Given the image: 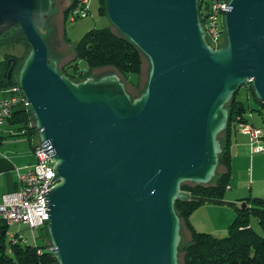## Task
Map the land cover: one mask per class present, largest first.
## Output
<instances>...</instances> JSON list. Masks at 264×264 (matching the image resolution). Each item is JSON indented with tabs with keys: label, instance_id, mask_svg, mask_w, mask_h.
Here are the masks:
<instances>
[{
	"label": "water",
	"instance_id": "1",
	"mask_svg": "<svg viewBox=\"0 0 264 264\" xmlns=\"http://www.w3.org/2000/svg\"><path fill=\"white\" fill-rule=\"evenodd\" d=\"M52 2L0 0V36L21 31L30 46L17 82L39 141L52 147V255L57 264H180L175 202L235 205L181 185L214 178L225 104L242 85L264 103V0H229L218 48L205 40L197 0H105L111 24L149 62L135 97L116 72L73 81L60 71L42 39Z\"/></svg>",
	"mask_w": 264,
	"mask_h": 264
},
{
	"label": "trees",
	"instance_id": "2",
	"mask_svg": "<svg viewBox=\"0 0 264 264\" xmlns=\"http://www.w3.org/2000/svg\"><path fill=\"white\" fill-rule=\"evenodd\" d=\"M99 1L100 11L105 14V0ZM77 5L78 0H73L72 7L65 14L66 19ZM11 31L13 30H9L1 36L5 37ZM22 40L29 45L23 34L15 37L13 41L17 43ZM143 56L141 51L121 33L118 34V32L116 33L108 27L92 28L86 31L75 45L74 59L68 61L59 69L71 80L79 81L90 76V69L92 68L111 66L126 81L134 83L133 77L141 71ZM78 58H82L87 62V71L79 69L76 62ZM22 60L16 58L13 74L9 78L0 77V89L18 84L16 70L18 71V63L22 62ZM242 86H244V89H242V96H240L239 92ZM242 86L225 104L228 110V122L225 129L218 135L222 146L218 164L223 166V171L220 172L213 184L184 182L181 185L182 190L197 196L223 199L230 177L231 142L235 134L239 132L242 125L247 123L257 126L254 118L264 122V103L255 97L250 83ZM243 95L248 100L255 102L254 105H249V111H254L256 116L248 111ZM15 109L12 111L8 121L16 123L17 126L15 128L19 132L26 134L29 139L36 138L37 132L34 128L31 109L21 106H17ZM249 114L252 115L253 119L249 118ZM245 135L249 139V135L247 133ZM32 147L34 148V145ZM241 200H245V205L239 208L236 217L227 228V234L221 237L213 236L207 232H198L191 225L188 215L201 203L200 201L190 199L175 202L176 212L180 220L185 223L191 236L190 241L185 246H179L178 248L180 264H264V195L247 197ZM251 215L256 218L258 229L252 225ZM5 229L6 224H0V264H57L52 253L46 250L50 243L47 231L45 242L43 243V240L38 244V247L42 248L40 253H37L36 246L18 242L12 248L13 254L9 255L3 250ZM41 229L46 230V227L43 226Z\"/></svg>",
	"mask_w": 264,
	"mask_h": 264
},
{
	"label": "rangeland",
	"instance_id": "3",
	"mask_svg": "<svg viewBox=\"0 0 264 264\" xmlns=\"http://www.w3.org/2000/svg\"><path fill=\"white\" fill-rule=\"evenodd\" d=\"M72 0H53L52 10L47 17L45 24L46 32L42 35V39L48 49L49 56L51 59L56 61L59 68H61L64 63L73 60L75 57V45L80 40V38L85 34L86 31L92 28H104L108 27L114 32L120 33L109 21L106 15L100 11V1L99 0H87V11L85 16L72 15L69 14L68 18H65V14H62V10L67 6V3ZM66 19V20H65ZM22 36L20 31L13 30L9 32L5 37H0V60L6 55L14 56L19 60H22L30 50V46L26 44L25 41H20L15 43L13 40L15 37ZM2 47V48H1ZM142 68L138 75L133 77L134 83L126 81L119 73V77L124 82L126 90L130 96H137L141 90L144 89L149 70L148 59L142 57ZM21 62V61H20ZM18 63V66L20 65ZM77 65L80 70L87 71L88 64L82 59L78 58L76 60ZM17 66V69H18ZM90 75L98 78L102 75L109 74L114 71L111 66L96 67L90 69ZM17 73V70H16ZM242 89H240L239 95L242 96ZM2 95L0 94V97ZM246 107L249 111V105H254L255 102L248 100L247 97L243 95ZM252 115L256 116L254 111H249ZM257 121V118H255ZM3 131L8 129L4 128ZM240 132V133H239ZM234 136L237 140L236 147L233 148L230 157V177L227 187L225 189L224 197L222 200L227 202L235 203V205L229 204H218L214 202H201L196 206L188 215V219L193 226V228L198 232H207L213 236L221 237L227 234V228L229 224L233 221L238 213L239 208H242L247 197H259L264 195V150L260 152H250L248 155L243 153H238L239 147L243 145L240 143L242 139L247 141V136L243 135L239 129ZM7 136L4 139H9V145L16 151L24 148L23 150L31 151V148L27 142L26 134L19 132L15 128V133L13 134H3ZM220 138V136H218ZM3 145V143H2ZM1 145V146H2ZM245 156V157H244ZM223 166L218 164L214 178L208 183L213 184L214 180L223 171ZM25 170V168H24ZM225 198H236L234 200H229ZM250 220L252 225L258 229V224L256 218L251 215ZM3 223L2 221H0ZM180 247L185 246L190 241V232L187 229L185 223L180 220ZM6 233L4 236V247L3 250L8 253L10 244L8 242V233H18L24 234L28 244H33V237L31 229L22 224H10L6 227ZM34 235L37 238V243L43 241L46 237V230L36 228L34 230ZM1 252V250H0ZM1 254V253H0ZM9 255H12L8 253Z\"/></svg>",
	"mask_w": 264,
	"mask_h": 264
},
{
	"label": "built area",
	"instance_id": "4",
	"mask_svg": "<svg viewBox=\"0 0 264 264\" xmlns=\"http://www.w3.org/2000/svg\"><path fill=\"white\" fill-rule=\"evenodd\" d=\"M201 23L205 31V40L213 48L224 45L226 32L224 29V14L229 9V0H197ZM87 0H78V5L70 12L72 15L85 16ZM7 94L0 97V131L7 123L12 111L21 106L30 109L29 102L22 94L18 84L5 88ZM242 133L249 135L251 152L264 150V126L245 124L240 127ZM34 161L24 166L25 171L18 174V187L15 191L3 195L0 203V221L10 224H22L31 229L37 253L42 251L38 247L34 230L45 226L49 217L48 193L54 186L53 167L51 160L52 147L49 142H40L32 150ZM8 253L16 243L28 244L24 234L9 233ZM46 250L53 253V246L49 243Z\"/></svg>",
	"mask_w": 264,
	"mask_h": 264
},
{
	"label": "crops",
	"instance_id": "5",
	"mask_svg": "<svg viewBox=\"0 0 264 264\" xmlns=\"http://www.w3.org/2000/svg\"><path fill=\"white\" fill-rule=\"evenodd\" d=\"M19 42H17V43H19ZM2 61L3 60L1 59L0 60V71L2 69V64H3ZM0 94L2 96H4L7 93L4 92V89H0ZM249 118L253 119L251 114H249ZM254 121H255V118H254ZM255 122H256L255 124L257 126H264V122L258 118H257V121H255ZM16 126H17L16 123L7 121V123L3 126L2 130L0 131V203L2 202V197L4 194L11 192V191H15L17 189V187H18V174L25 171L24 166L26 164L32 163L34 161V156L32 154V150H33L32 145H35L39 141L38 136L31 140L26 135V139H27V142L31 148V151L23 150L24 148L20 149L19 151H16L14 148H12L9 145V142H8L9 139L3 140V138L7 137V136H4L3 134L7 135V134L15 133V127ZM4 128L8 129V132L3 131ZM243 135H245V134H243ZM2 143H3V145H2ZM240 143H243V145L241 147H239L238 153H243V155L244 154L248 155L250 152V148L248 146L249 145L248 137H247V141L242 139L240 141ZM236 145H237V140H236V138L235 139L233 138V140L231 142V152H232L233 148L236 147ZM225 199L234 200L236 198H225ZM0 224H2V223L0 222ZM6 227H7V225H6ZM3 232H4V230H3ZM44 242H45V239H44L43 243ZM37 244H39V243H37Z\"/></svg>",
	"mask_w": 264,
	"mask_h": 264
},
{
	"label": "flooded vegetation",
	"instance_id": "6",
	"mask_svg": "<svg viewBox=\"0 0 264 264\" xmlns=\"http://www.w3.org/2000/svg\"><path fill=\"white\" fill-rule=\"evenodd\" d=\"M52 4H53V2H52ZM72 5H73V0L67 3V6L64 7V9L62 10V14H67V13L69 12L70 8L72 7ZM64 16H65V15H64ZM11 58H12V56H7V57H4V58L2 59V60H3V61H2V63H3V67H2V69H1V71H0V77H2V78H9V76H10L11 74H13V71H11L10 74H9V68H10L11 65H12V60L10 61L9 65L6 67L7 60H8V59H11ZM13 58H14V57H13ZM14 59H15V63H16V58H14ZM14 66H15V64H14ZM18 86H19V85H18Z\"/></svg>",
	"mask_w": 264,
	"mask_h": 264
}]
</instances>
